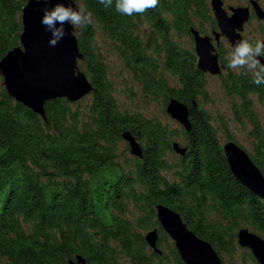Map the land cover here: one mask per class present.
<instances>
[{
	"label": "trees",
	"instance_id": "1",
	"mask_svg": "<svg viewBox=\"0 0 264 264\" xmlns=\"http://www.w3.org/2000/svg\"><path fill=\"white\" fill-rule=\"evenodd\" d=\"M27 1L0 0V60L20 44ZM75 1L116 41L147 96L188 104L193 129L184 135L190 149L174 173L177 164L169 155L175 132L157 118L121 110L95 46L96 26L77 29L80 67L95 86L90 103L87 97L47 102L46 121L0 86V263L72 264L79 254L87 264H123L124 258L154 264L143 232L159 225L157 204L175 209L225 255L235 252L242 228L264 237V199L236 177L211 115L200 103L194 107L195 100L208 97L207 77L196 53L179 46L171 33H191L198 21L202 27L210 18L207 0H159L156 8L133 16L118 14L114 3L106 8L99 0ZM166 73L175 77L172 87ZM224 83L239 99L233 104L236 120L252 126L250 156L264 173V128L251 96L264 104V84L256 85L248 72L230 74ZM128 130L145 140L143 157L121 159L118 143ZM172 254L183 263L176 248Z\"/></svg>",
	"mask_w": 264,
	"mask_h": 264
},
{
	"label": "water",
	"instance_id": "2",
	"mask_svg": "<svg viewBox=\"0 0 264 264\" xmlns=\"http://www.w3.org/2000/svg\"><path fill=\"white\" fill-rule=\"evenodd\" d=\"M71 4L76 7L75 0H28L22 10V32L20 44L10 49V52L0 60V75L10 97L32 109L47 121L46 104L58 98H65L72 102L81 101L95 90L91 82L79 66V59L84 53L79 48V38L71 25H65L66 35L55 46H50L51 32L41 23L43 10L52 8L57 3ZM257 17L264 19V7L259 0H251ZM219 31L214 32L216 42L225 35L232 46L237 41L245 39L242 32L245 23L250 20L251 6H230L232 13L224 7V0H211ZM196 43L199 55L198 66L204 73L213 75L222 73L224 65L220 64L213 38L202 33L193 26L190 29ZM264 63V57L259 58ZM167 112L176 118L187 131L193 129L190 118V108L186 102L173 97L168 100ZM131 152L143 157L144 149L130 130L123 132ZM230 168L236 177L242 181L257 196L264 199V173L253 161L252 157L234 140L223 144ZM173 148L183 156L189 147L182 146L175 141ZM157 218L163 229L176 242L182 260L186 264H224L218 250L204 238L189 228L179 212L170 206L157 204ZM158 230H152L146 235L154 251L162 253L158 246ZM238 242L242 247L251 248L260 264H264V237L242 228L238 232ZM77 260L72 264H87L84 256L77 254Z\"/></svg>",
	"mask_w": 264,
	"mask_h": 264
},
{
	"label": "rangeland",
	"instance_id": "3",
	"mask_svg": "<svg viewBox=\"0 0 264 264\" xmlns=\"http://www.w3.org/2000/svg\"><path fill=\"white\" fill-rule=\"evenodd\" d=\"M250 1L251 0H224V7L228 9L229 13H231L232 11L230 6H250ZM259 2L260 5L264 7V0H259ZM207 3L208 7L210 8V18L207 21H204L202 27L200 24L201 22L198 21L197 28L200 30V32H202L203 35L208 34L213 36V28L218 25V21L215 18L213 9L211 8V0H207ZM91 24L95 25L97 28L95 46L99 49L103 59H105L106 61L108 78L112 84V93L114 94V96H116L121 110L130 114H142L149 119L157 118V120H160L162 124L167 125L170 130L175 132L173 144L176 140H178L181 145H187V136L184 135V127L179 123L176 118H173L171 114L167 112L168 103L164 101V95L147 96L146 92H144L142 83L139 80L137 81L134 79L133 72L127 67L126 60L124 58H121L120 53L118 51V47L116 46V41L105 36V34L100 31L99 25L95 22L93 18ZM263 28V19L261 20L260 18H257L256 15H252L250 22H248V24L244 28L243 35L245 38H250L252 40H264ZM146 29H148V27H146V25L143 26L142 30L145 31ZM171 33L174 40L177 42V44H179V46L186 49L187 51L196 53V43L194 41L192 33H181L178 30L173 29ZM141 38L143 41H145L147 40L148 35L141 34ZM219 42L220 43L218 44V50L221 51V53L223 54L222 59L227 65V57L233 49L232 44L225 37H222ZM198 60L199 56L197 55L196 63L198 62ZM244 72H246L244 69L233 71L228 68L225 70V72L218 76L207 73L206 90L208 92V97L206 100L201 97L200 106H202V108L204 107L205 111L209 112V114L211 115L212 122L218 127V134L222 143L228 141V137H233L234 140L237 141L239 145H241L243 148H245L249 154L254 155L255 152L253 138L250 133V131L252 130V126L249 123L240 124V122L236 120L235 112L233 111V104L235 101H239V99L233 97L232 95H229L228 89L225 87L226 85L224 83L226 79L230 78V74L239 75ZM249 74L252 75L251 73ZM165 75H167V77L170 79L168 85L172 87L175 84V77L170 76L167 73ZM0 86L3 88L6 87L3 85V78L0 79ZM251 96L254 99L253 108L254 110H256L264 128V104L261 103L258 98H256V95L251 94ZM86 100L88 101V103H90L92 97L88 96ZM82 106H84V104ZM138 139L143 147L145 140H141V138ZM118 150L121 159L130 157V155L136 156L131 152L130 146L125 139L120 140V142L118 143ZM174 151L175 152L173 154L169 155V160L177 164L175 165L176 167L172 169V171L175 173L178 164L182 161L181 158L185 157L181 156L180 153L175 150V148ZM173 172L168 173V176L171 179L176 178V175ZM137 215L138 214H136L134 210L130 215V218L134 219V223H136L135 218ZM156 220L159 223L156 228H149L147 230H144L143 232L145 241H147L146 235L152 230L157 229L158 233L161 234L159 247L162 250V253H156L150 242L147 241V253H149L151 259H153V263L186 264L183 262L182 259L181 260L183 263H178L176 258L173 256L172 248H176L175 241L172 240V238L167 235L166 232H163L161 222L159 218H157V209ZM251 231L254 230L251 229ZM238 232L239 231H237V236ZM238 238L239 237H237V239ZM235 246L236 250L233 255H225V253L223 252L219 253L221 260L224 264H256V259L254 260L255 257L250 248H244L240 246L238 240L236 241ZM123 264H131V262L129 259L124 258Z\"/></svg>",
	"mask_w": 264,
	"mask_h": 264
},
{
	"label": "clouds",
	"instance_id": "4",
	"mask_svg": "<svg viewBox=\"0 0 264 264\" xmlns=\"http://www.w3.org/2000/svg\"><path fill=\"white\" fill-rule=\"evenodd\" d=\"M99 3L106 8L114 3L118 14L133 16L156 8L159 0H99ZM43 13L41 23L51 32L50 46H55L67 34L65 25H71L75 30L92 23V13L84 5L73 7L61 2L52 8H45ZM260 57H264V40L241 39L227 57V67L233 71L244 69L253 75L256 85H261L264 84V63H261Z\"/></svg>",
	"mask_w": 264,
	"mask_h": 264
},
{
	"label": "flooded vegetation",
	"instance_id": "5",
	"mask_svg": "<svg viewBox=\"0 0 264 264\" xmlns=\"http://www.w3.org/2000/svg\"><path fill=\"white\" fill-rule=\"evenodd\" d=\"M250 6H251V5H250ZM252 15H256L253 6H251V16H250V20H251ZM250 20H249L248 22H250ZM263 21H264V19H263ZM248 22L245 23L244 28H245V26L248 24ZM218 30H219V28H218V25H217L216 27L213 28V33H214L215 31H218ZM243 30H244V29H243ZM243 32H244V31H243ZM243 32H242V33H243ZM243 36H244V35H243ZM222 37H225V38H226V36L222 35V36L220 37V39H221ZM227 40H228V39H227ZM214 41L216 42L215 38H213V43H215ZM219 43H220V42H216V43H215V46H216V49H217L218 54H220V57H219V58H220V64H221V65H224V71H223V72H225V70L228 69V67H227V65L225 64V62H224L223 59H222V58H223V54L221 53V51L218 50V44H219ZM232 47H233V46H232ZM223 72H222V73H223ZM222 73H221V74H222ZM204 74H206V73H204ZM198 103H200V102H198ZM198 103L196 102V100L194 101V107H195V108H197ZM190 118H191V113H190Z\"/></svg>",
	"mask_w": 264,
	"mask_h": 264
},
{
	"label": "bare ground",
	"instance_id": "6",
	"mask_svg": "<svg viewBox=\"0 0 264 264\" xmlns=\"http://www.w3.org/2000/svg\"><path fill=\"white\" fill-rule=\"evenodd\" d=\"M76 35H77V29H76ZM79 38V37H78ZM79 66H80V59H79ZM81 68V67H80ZM82 70V69H81ZM83 71V70H82ZM202 71V70H201ZM86 73V72H85ZM87 74V73H86ZM2 76V75H1ZM88 76V75H87ZM3 77V76H2ZM89 78V77H88ZM90 80V79H89ZM93 92V91H92ZM92 93H90L89 95H91ZM89 95H87L86 97H88ZM85 97V98H86ZM65 99V98H64ZM84 99V98H83ZM68 100V99H67ZM82 100V99H81ZM17 101V100H16ZM54 101V100H52ZM69 101V100H68ZM70 102V101H69ZM72 102V101H71ZM79 102V101H78ZM126 140V139H125ZM127 141V140H126ZM129 144V143H128ZM143 149V148H142ZM244 184V183H243ZM245 185V184H244ZM247 186V185H245ZM248 187V186H247ZM254 193V192H253ZM255 194V193H254ZM160 239H161V234H159V237H158V246H159V243H160ZM77 264H81V263H77Z\"/></svg>",
	"mask_w": 264,
	"mask_h": 264
}]
</instances>
